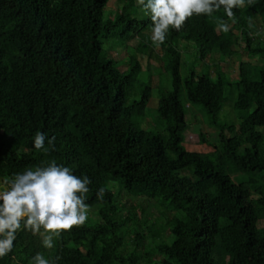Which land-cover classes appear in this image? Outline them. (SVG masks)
<instances>
[{
    "label": "trees",
    "instance_id": "1",
    "mask_svg": "<svg viewBox=\"0 0 264 264\" xmlns=\"http://www.w3.org/2000/svg\"><path fill=\"white\" fill-rule=\"evenodd\" d=\"M233 13L157 47L138 0H0V179L91 180L83 226L46 249L22 225L0 264H264V0Z\"/></svg>",
    "mask_w": 264,
    "mask_h": 264
},
{
    "label": "clouds",
    "instance_id": "2",
    "mask_svg": "<svg viewBox=\"0 0 264 264\" xmlns=\"http://www.w3.org/2000/svg\"><path fill=\"white\" fill-rule=\"evenodd\" d=\"M247 2L251 4L252 0ZM138 3L151 14V39L157 47L165 43L170 28L180 31L193 15H211L223 7L232 19L233 9L245 6V0H138ZM219 27L223 32L230 30L227 23ZM45 141L46 135L37 131L33 147L47 153ZM54 141L55 137L49 139V146H54ZM90 184V178H81L54 160L46 167L28 169L11 180L0 181V257L12 251L22 225L33 235L39 234L46 249L53 248L54 238L62 233L83 226L88 220L89 205L85 201ZM104 193V188L98 189L97 197L102 198ZM33 262L55 264L40 253L33 257Z\"/></svg>",
    "mask_w": 264,
    "mask_h": 264
},
{
    "label": "rangeland",
    "instance_id": "3",
    "mask_svg": "<svg viewBox=\"0 0 264 264\" xmlns=\"http://www.w3.org/2000/svg\"><path fill=\"white\" fill-rule=\"evenodd\" d=\"M109 5L110 6L113 5L112 2ZM159 80H160L159 76L157 74H154L152 76V85L154 86L157 83V81H159ZM156 96H157L156 93L153 94V97H156ZM186 120L189 121V122H191L192 124H195L198 121V119L195 116H192V115H189V114L186 115ZM185 143H186L187 148H190V149L192 147H194L193 149L201 150V148H205L206 147L205 145H201V144H193L192 145L191 143L187 142V140H185ZM150 218L151 219H154L155 218V214H153L152 216H150Z\"/></svg>",
    "mask_w": 264,
    "mask_h": 264
},
{
    "label": "water",
    "instance_id": "4",
    "mask_svg": "<svg viewBox=\"0 0 264 264\" xmlns=\"http://www.w3.org/2000/svg\"><path fill=\"white\" fill-rule=\"evenodd\" d=\"M0 181H2V179H0Z\"/></svg>",
    "mask_w": 264,
    "mask_h": 264
}]
</instances>
